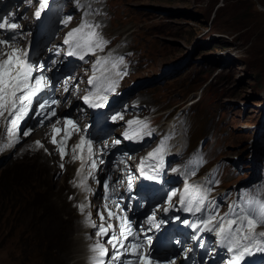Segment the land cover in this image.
I'll use <instances>...</instances> for the list:
<instances>
[{
	"label": "rangeland",
	"instance_id": "obj_1",
	"mask_svg": "<svg viewBox=\"0 0 264 264\" xmlns=\"http://www.w3.org/2000/svg\"><path fill=\"white\" fill-rule=\"evenodd\" d=\"M112 7L117 34L131 39L144 58L130 82L152 87L162 103L186 107L212 81L194 78V65L228 58L220 66L223 78L211 82L197 107L193 138H206L220 116L218 124L232 136L217 154L241 157L249 168L245 160L264 102V0H112ZM21 139L11 145L6 133L0 137V264H65L63 241L72 239L75 227L62 230L76 210V180L62 179L65 167H52L37 140Z\"/></svg>",
	"mask_w": 264,
	"mask_h": 264
},
{
	"label": "snow or ice",
	"instance_id": "obj_2",
	"mask_svg": "<svg viewBox=\"0 0 264 264\" xmlns=\"http://www.w3.org/2000/svg\"><path fill=\"white\" fill-rule=\"evenodd\" d=\"M49 0H40V7L35 12V17L40 18L44 8L47 7ZM70 22L65 20L64 23L67 25ZM93 26L85 22L80 28L73 29L67 34L64 40V44L68 45V56H78L81 60L84 59L87 54H96V50L103 51L108 41L104 40L94 30ZM22 28V25L10 21L8 17L0 18V33L9 32L13 35L7 39L0 38V118H4L7 122L6 135L10 137L14 142H18L20 136V125L32 111V105L36 97L44 92L46 89L51 88V82L48 78L43 75L34 76V72L43 73V64L33 65L29 62V52L25 49L14 46L16 43L18 30ZM85 29H90L85 31ZM59 55V50L55 53ZM121 62L123 58H120ZM107 63V60H98L97 65ZM94 69L96 66L94 65ZM96 77L93 76L89 79V84H93ZM67 83V81H65ZM109 88L114 91V88L109 85ZM96 93H90L85 95L83 100L90 107L98 108L103 107L104 102L107 100L106 96H101ZM52 103H58L53 101ZM41 114L45 109H50L51 104L44 102L38 105ZM56 116V111L52 109L46 115L45 120H51L52 117ZM123 114L113 115L111 119L116 121L117 119L122 120ZM61 121L57 119L51 124V144L56 146V151L59 153L61 161L64 160L65 156L69 155L68 141L72 138L74 133H80L81 129L75 121L71 119L64 120L63 129L57 127ZM43 121L41 122V126ZM128 129L122 135L125 139H141L143 135H151V130L145 132L149 126L146 122L140 120H129L127 121ZM133 125L138 127L133 128ZM63 135L61 136V133ZM31 134V129L23 132L24 136ZM61 138L58 140L57 137ZM161 142V145L149 153V158H156L159 156L162 163L163 156L161 155L166 148V141ZM120 140H115L114 144H119ZM36 145L40 148H44L41 141H36ZM106 146V145H105ZM47 151V149H45ZM97 149L94 146L93 140L87 138L86 135H80L79 140L71 146V160L73 162L80 161V168L77 170V176L80 177L79 183L73 181L75 187L81 188L85 193L91 192L92 189L88 185L89 178L95 179L94 171L97 169V161L95 159ZM103 163V161H100ZM143 160L141 165L138 166V171L143 175ZM88 166L85 172V166ZM60 168H64V164H60ZM173 171H177L173 169ZM195 175V172L191 173ZM155 178V177H150ZM128 186L131 189V181L133 177L128 175ZM123 183V181H121ZM218 183V182H217ZM105 189L108 188V184L104 185ZM191 189V191H190ZM211 188L204 189L201 191L196 186L185 185L184 194L180 197V206L187 212L195 215L196 213H202L205 211L210 212L209 215L198 217L197 222L189 220H182L181 223L188 225L194 231L199 232H213L220 243L226 247L227 252L231 254L228 264H241L246 254H251L252 246L254 244L264 245V232L257 233L256 229L264 225V200H258L256 198H250L245 200L243 203H239L235 206H231L230 212L225 216H219L218 209L212 202H209V206L206 209L204 207V201L208 193L211 192ZM175 191L171 192L166 198L167 207H163V211L167 213L170 209L175 208L172 204V198L176 196ZM87 200V197H85ZM89 205L85 203H79L77 208L83 214L85 213L86 207ZM107 217L104 211L97 212V215L101 221L98 226L95 221L92 220L91 213H87V222L93 227L98 228L96 232L97 240L90 246V251L93 253L91 257L92 264H106L105 257L108 258V264H161L160 261L155 260L151 256L149 250L152 243V237L147 236V231H151L153 228L158 229L160 224L164 221H157L156 211H153L152 215L148 217L146 223L149 225L148 229L141 228V232H144L146 237V243L136 242L138 241V233L134 231L132 223L128 220L126 215H118L110 209H107ZM113 218L119 221L118 231L117 227L111 223H104L106 219L111 221ZM175 220H180V217H175ZM108 236L106 243L112 246V255L108 256V248L104 243H101L100 237ZM129 237L132 240H129ZM193 239H200L199 235L194 236ZM179 244V241H176ZM203 247V243L200 244ZM259 251H264V247L257 248ZM185 257L187 256V250L184 252ZM123 257H135V260L122 259ZM166 264H176V260L169 259Z\"/></svg>",
	"mask_w": 264,
	"mask_h": 264
},
{
	"label": "bare ground",
	"instance_id": "obj_3",
	"mask_svg": "<svg viewBox=\"0 0 264 264\" xmlns=\"http://www.w3.org/2000/svg\"><path fill=\"white\" fill-rule=\"evenodd\" d=\"M10 2H11V0H6V1L3 0V2L0 3V11L2 12L3 9L5 8L4 5L9 4ZM22 42H23V40H21V38H20L19 42L17 44H15L14 46L26 50V44H23ZM142 91L144 92V90H142ZM257 114H259V109L257 111ZM33 115H34V113L30 112L27 117H29V119L32 120ZM56 120L57 119H55L50 124H48L42 128H38V127H36V125H33L32 129H31V134L28 136H23L22 139H28L29 138L30 140H27V142L31 141V140L41 141V143H43V145H44V148H41V149L44 151H45V149H47L46 158L48 159V161L51 162V164L53 165L52 167H57L58 165H60L59 163L64 164L66 172L62 175L63 176L62 179L65 180L67 177H72L71 179L76 180L79 183L80 177L77 176V170L80 168V161L71 162L70 164L66 163V160L68 158L61 161L60 156L58 155V152L56 151V146L50 144L51 124L53 122H55ZM6 127H7L6 120L4 118H0V137L3 133L4 134L6 133ZM57 127H60L63 129L64 123L61 122L59 125H57ZM62 135H63V132L61 133V136ZM60 138H61L60 136L57 137L58 140ZM78 140H79V136H73V138L68 141V146H69L68 149H71V146L73 144H75ZM8 142H12V140H8ZM2 145H4V143H2ZM11 145H12V143H11ZM54 147H55V150H54ZM250 151H251V149L248 150V152H250ZM256 152H257V150H256ZM97 154H99V153H97ZM69 158L71 159V157H69ZM235 159L237 161H240V162L242 161L241 157H237ZM257 161H258V159L255 156V157L251 158V160L249 162H246L249 164V170H250V176H249L248 180H250L254 176V174L258 171ZM103 166H104V162L99 163V168H97L94 171V176L100 175L104 172ZM87 168H88V166L86 165L85 166V172L87 171ZM246 176H248V174ZM93 181H94V179H91V178H89V180H88V185L92 189L91 192L85 193L81 188L77 187V190H76V199L77 200L72 204V208L74 205L76 207V210L72 209L70 211V216L74 217V221L70 217L69 221H68V225L63 226L62 231H64V232L65 231L73 232V230H74L73 227H75V231L72 234V239L63 241V245L65 247L66 246L68 247L67 250L65 252H63L65 255V259H66L65 264L68 262V259H70L69 264H92L91 257L93 256V253L90 251V246L93 245L97 240L96 232H97L98 228H93L87 222V213L88 212L91 213L92 220L95 221V223L98 226L101 224V221L97 215V209L99 208L101 211H104L105 216L107 217V212H106L105 208L103 207V205L98 204L94 200V198L97 197L98 195H97V192L94 194L93 190L94 189L96 190L98 188L99 183L93 182ZM85 197H87V200H85ZM79 203H85V204L89 205L88 207H86L85 213H83V214L77 208V205ZM108 209L112 210V208H108ZM113 210L117 214L123 213L121 208H117V209H113ZM78 212L81 213L79 216H78ZM73 222H76V223H73ZM104 223L106 225H107V223H111L112 225L115 226V223L112 220L108 221L106 219V221ZM94 229H96V231L94 232V237H91V234H92ZM89 234H90V236H88ZM99 239H100L101 243H104L105 246L108 248V256L110 257L112 252H113V249H112L111 245H108L106 243L108 236H102ZM60 254L62 255V252ZM106 264H108V262ZM176 264H183V261L179 260L176 262Z\"/></svg>",
	"mask_w": 264,
	"mask_h": 264
}]
</instances>
